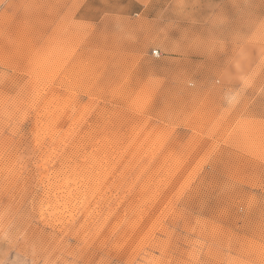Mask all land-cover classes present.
Returning a JSON list of instances; mask_svg holds the SVG:
<instances>
[{"label": "rangeland", "instance_id": "374dc122", "mask_svg": "<svg viewBox=\"0 0 264 264\" xmlns=\"http://www.w3.org/2000/svg\"><path fill=\"white\" fill-rule=\"evenodd\" d=\"M0 264H264V0H0Z\"/></svg>", "mask_w": 264, "mask_h": 264}, {"label": "built area", "instance_id": "2783aa9c", "mask_svg": "<svg viewBox=\"0 0 264 264\" xmlns=\"http://www.w3.org/2000/svg\"><path fill=\"white\" fill-rule=\"evenodd\" d=\"M153 53H154V54H158L157 50H154Z\"/></svg>", "mask_w": 264, "mask_h": 264}]
</instances>
